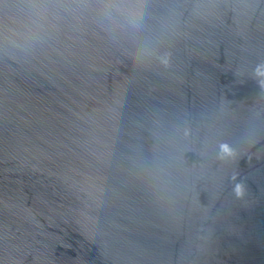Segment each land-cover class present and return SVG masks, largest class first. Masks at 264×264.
Instances as JSON below:
<instances>
[{"label":"water","instance_id":"1","mask_svg":"<svg viewBox=\"0 0 264 264\" xmlns=\"http://www.w3.org/2000/svg\"><path fill=\"white\" fill-rule=\"evenodd\" d=\"M139 2L0 0V264H264V0Z\"/></svg>","mask_w":264,"mask_h":264},{"label":"clouds","instance_id":"2","mask_svg":"<svg viewBox=\"0 0 264 264\" xmlns=\"http://www.w3.org/2000/svg\"><path fill=\"white\" fill-rule=\"evenodd\" d=\"M45 9L36 4L26 11V26L39 27ZM97 14L114 39H127L135 57L140 47V33L144 29V12L139 0H101Z\"/></svg>","mask_w":264,"mask_h":264}]
</instances>
